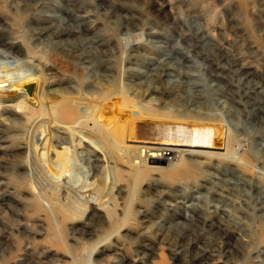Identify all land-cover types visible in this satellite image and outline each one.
Returning <instances> with one entry per match:
<instances>
[{
  "label": "rangeland",
  "instance_id": "374dc122",
  "mask_svg": "<svg viewBox=\"0 0 264 264\" xmlns=\"http://www.w3.org/2000/svg\"><path fill=\"white\" fill-rule=\"evenodd\" d=\"M71 14L74 20L70 28L74 30L56 38L52 33L58 28V19ZM125 19L133 22L134 36L138 34L141 38L128 35L126 30L121 29ZM50 25L54 26L52 31L36 33ZM77 28H82V31L78 33ZM196 31H199L198 36H206L210 42L218 45L219 52L225 53L230 60L238 57L245 59L248 62L245 69L241 71L240 65L233 67L225 61H219V64L213 62L207 57L214 56L213 46L204 41L195 44L193 35ZM0 41L19 49L20 59L28 54L44 63L47 67L45 78L52 91L68 89L70 94L76 95L81 83L83 93L95 96L96 91L112 90L113 83H119L129 88L132 99L140 101L147 108L158 111L202 108L205 114L214 116L215 124L222 123L223 127H208L220 138L219 142L223 143L229 132L237 142L245 143L246 153L252 154L259 164H243L239 154L233 153V146L227 154L233 158L232 161L225 155L192 157L194 161L190 165L150 173L133 185L127 181L129 169L122 166L123 178L117 181L115 172L112 176V182L116 185L112 189L113 197L109 201L104 200L106 203L102 211H97L102 216L104 226L91 239H78L71 233V228L83 227L88 209L82 216L66 222L63 229H56L58 224L55 220L47 221L41 213L32 209L38 194L48 192L46 195L53 199L50 188L57 180L49 177L51 174L46 173L47 170L39 165L38 160H34L36 166H33V161L30 163L29 140L24 132L29 130L28 127H15L10 122L11 118H19L23 114V110L14 105L23 96L21 87L11 89L2 84L0 192L9 196L5 205H0V264H27L28 261L24 260L27 257L31 264H130L136 256L135 248H139L141 243L153 247L154 252H150V256L139 264L204 263L201 260L191 261L198 249L188 245V237L178 234L183 226L180 223H184L183 217L188 218L193 213L211 221L226 220L230 231L228 245L215 238L209 239L212 236L205 232L197 236V246H202L208 240V249H219L220 253L215 252L217 256L212 257L214 264H264V239L258 238V232L264 230V205L258 199H264V189L256 187L261 186L264 178L260 164H264V127L255 124L250 107L238 95H233L234 90L237 94L242 82L253 80L242 75L243 72L264 73V0H0ZM80 41L88 44L82 47ZM128 41L131 43L129 46ZM168 53L175 58L171 61L174 64L167 65L172 68L171 73L180 75L181 80L188 82V85L184 83L177 87L175 94L170 86L177 79L163 75L158 78V71H155ZM18 63L12 58L0 57V76L10 74L8 81L18 80L13 79V76H18ZM238 63L242 64V61ZM207 65L212 67L214 74L225 78L222 83L212 82L209 77L211 70ZM36 75L39 76L38 73ZM223 84L228 85L224 87ZM151 88L164 92V95L151 91ZM221 90L225 94H232L233 99L229 95V99L222 97ZM263 90L259 89L260 93L252 98L263 101ZM117 98H109L106 107L109 108ZM175 99L178 100L177 104L184 105L177 107L169 102ZM28 103L32 104L31 101ZM59 136L65 137L64 134ZM57 141L52 138L53 145L62 151L63 147L57 145ZM182 146H189V143ZM212 148L217 149L186 147L223 152V146ZM92 149H82V158L85 153L91 154ZM94 155H91V159L95 158ZM98 157L105 163L106 157L102 153H98ZM57 160L56 156L54 164L58 165L60 173L61 163ZM19 162L22 168L15 169ZM81 168L85 173L84 166ZM100 169L103 175L97 179L102 181L92 183L100 191L97 192V199L112 188L111 183L103 182L106 178L111 179L108 169ZM24 172L28 173L27 179L22 177ZM237 176L242 184L232 183ZM62 179L65 180V176L62 175ZM87 181H92L89 174H86L85 183L78 181V184L89 187ZM117 187L125 192L120 198L115 196ZM127 192L130 194L125 196ZM218 193L223 195V201L211 202L209 197L215 198ZM43 204L50 209L48 201L43 200ZM97 204L96 201L92 202L96 210ZM114 224L123 227L114 237L118 243L114 245L113 238L98 243ZM123 234L126 237H122ZM121 257L124 259L118 263Z\"/></svg>",
  "mask_w": 264,
  "mask_h": 264
},
{
  "label": "bare ground",
  "instance_id": "6f19581e",
  "mask_svg": "<svg viewBox=\"0 0 264 264\" xmlns=\"http://www.w3.org/2000/svg\"><path fill=\"white\" fill-rule=\"evenodd\" d=\"M77 11L79 12V10ZM73 17L74 16L71 14L59 18L57 21L58 28L54 30L52 34L57 38L62 34H69L72 32L74 29H71L70 27L71 22L74 20ZM175 22L176 21H174V23ZM131 23L133 24V22L129 19H125L123 24H121V29L126 30L128 35H132L135 38H138L139 36L141 38L138 34H135L134 36L135 29L134 27L132 28ZM52 27L54 26L50 25L46 28L38 30L36 33L44 34V32H50L52 31ZM77 29L78 33L82 31V28ZM198 35L199 31H196L193 35L195 44H198L199 42L202 43L204 41L208 45L210 43V45L213 46L215 50L214 56L210 57L207 55V57L213 62L219 64V61H225L233 67L240 65L241 71L245 69L248 64L245 59L238 57L230 60L225 53L219 52L218 45L210 42L206 36L204 37ZM87 44V42H81L80 46L84 47ZM130 44V41H128L127 46ZM0 47H2L0 49V57L12 58L19 62L18 64L20 65L19 71L17 70L18 76H13V79L19 78L18 80H15L14 82L8 81V79H10V74L0 76V85H6L11 89L21 87V90L23 91L21 100L14 104L15 107L23 110V114L19 115V118H11L10 122L12 123V126L14 125L15 127H28L29 130L22 131L27 133L25 137L29 140L28 156L30 163L32 164L33 161V166H36L34 160H38L39 165L47 170L46 173L49 172L51 174L49 177H53L54 180H57L56 183L51 184L50 188V193L53 194V199H49V196L46 195L48 192H43L45 194H38L35 197L36 201L33 202L34 208L32 206V209L33 211L41 213L47 221L55 220L58 224L56 229H63L66 222H71L74 218L82 216L81 214L88 209L89 213L86 215L83 227L71 228V233L75 235L74 237L77 236L78 239L88 240L95 236V233L99 229L101 230L104 226V222L101 220L102 216L98 215L97 211L98 209L99 211H102L101 209L104 207L107 199L109 201L110 198L113 197L112 189L115 188L116 185L112 182V176L115 175L116 180L118 181L123 174V170L121 169L122 166L129 169L127 172V181L129 185H133L144 180L150 173H157L159 171L173 169L178 166L184 167L190 165L194 161L192 157H219L225 155L227 159L232 161L233 158L228 157L227 154L233 146V153L239 154V158L243 164L253 166L259 165L252 154L246 153L247 150H245V143L241 144L237 142V140H235L233 135H230L229 132H227V136L224 137L223 143L219 142L220 138H218L214 131L208 127H223L221 125L222 123L215 124L214 116L211 114H205V112L202 111V108H200V110H189V108H187L182 111H158L156 109L147 108L144 107L143 104H140V101L132 99L129 88H125L123 85H119V83H113L112 90H108L106 92H101L100 90L96 91L95 96H88L83 93L81 83H79L80 89L77 91L76 95L70 94L68 89L52 91L45 78L47 67L44 63L40 62L36 56L27 54L25 58L20 59V50L14 48L10 45V43L5 41H0ZM173 59L175 58H172V55L170 56V53H168L164 62L158 66L155 71H158V74H156L159 76L158 78L163 75L177 79V81H173L170 86L171 92L173 91L172 93L175 94L174 90H176L177 87L184 83L188 85V82L181 80L180 75H173L171 73L170 69L172 68H169L167 65L174 64L171 62ZM124 60H127V57H124ZM239 60L242 61V64L238 63ZM207 67L211 70L209 77L212 82L217 84L222 83V79L225 78L218 74H214V70L209 65H207ZM175 68L177 69V66ZM235 71H237V73L239 72L238 70ZM1 73L3 74V72ZM37 73L39 76L36 75ZM243 73L244 74L242 75L246 78L250 77L253 80L248 83L242 82V84L239 85L237 94L234 90L233 95H238L237 97L242 100L246 106L250 107L251 110L249 112L252 120L255 121V124L259 127H264V100L260 101L252 98L254 94L260 93L259 89H264V73L257 71H247ZM13 74L14 73H12V75ZM180 74L184 75L183 72ZM21 82L23 84H17ZM10 84L12 85L10 86ZM223 85L225 87L228 84ZM151 91L164 95V92L159 91L156 88H151ZM220 95H222L225 99H229V95L230 98L233 99L232 94H225L224 90L220 93ZM113 96H117L118 100H115L116 102L113 100L110 107L107 108L106 105L108 99ZM251 100H253V102ZM30 101L32 103L31 105L28 103ZM177 101L178 100L175 99L169 102L172 104L175 103L176 106L184 105V103L177 104ZM0 132H2V129H0ZM59 134H64L65 137H60ZM1 138L2 135H0V142L3 141ZM52 138L58 139L57 145H61L63 147L62 151H59L60 149L58 150L56 145H53ZM187 143H189V146H182V144L187 145ZM44 145H46L45 151L42 150ZM212 146H223V148H221L223 152L217 153L213 151L186 149V147L217 149L212 148ZM87 147L93 148L91 152L95 154V158L91 159V155H93L92 153H85V159L82 158V149ZM98 153H102L103 156L106 157V161H104L105 163H103L102 158L98 157ZM56 156L58 157L57 161L61 163L60 173L58 172V165L54 164ZM110 163L113 164V166H109ZM80 164L84 166L86 171L85 173L82 171V166ZM260 164H262L261 167L264 171V164ZM116 165H119L120 167H117ZM102 167H106L111 176V179L106 178L103 182L108 181L109 184L111 183L112 188H110L109 192L105 191L104 196L97 199L99 196V194H97L99 189H97V187H93L92 183L97 182V178L103 175L101 174L103 171L100 169ZM18 168H22L20 162L15 165V169ZM34 172L35 169L32 174H34ZM86 174H89L92 181H87L88 186L90 185L89 187H81L78 183L80 181L85 183ZM22 175L24 179L28 178V173L24 172ZM62 175L65 176V180L62 179ZM236 178H238V176ZM236 178L233 180V184L243 183L239 178ZM100 180L102 181V179H99L98 182H101ZM261 183V186L256 187L264 189V178L261 180ZM31 184L34 186L33 181H31ZM54 185L57 187L54 188ZM215 185H219V183H215ZM39 190L45 191L44 189ZM122 192L125 193L122 188L117 187L115 190L116 198L122 197ZM226 192H228V190ZM128 194L130 193L127 192L125 196H128ZM227 194H229V192ZM8 196V193L0 192V205H5ZM222 197L223 195L218 193L215 198H209H211V202L215 203L222 202ZM193 198H198V196H193ZM56 199H59L58 202ZM258 199L264 205V199L262 197H259ZM43 200L50 203L49 210L44 207ZM93 201L98 203L97 210L96 207L92 205ZM88 202L89 205H87ZM5 207L9 208L8 205ZM217 207L218 206L216 205L215 208ZM192 210L194 211L193 208ZM183 218L184 223H180L183 226L180 227V230L178 229V234H180L181 237H188V245H190V247L196 246L198 249V251L192 255L191 261L194 262L201 260L204 261V263L199 264H214L215 260L212 257L217 256L215 255V252H217V254L220 253L219 249L213 247L212 249H208L209 247H207L206 244L208 240L202 246H197V236L200 232H205L212 236L209 239L213 240L215 238L216 240H219L220 243L228 245L227 240H229L230 231L228 229V225L225 224L226 220L224 222L211 221L198 213H193V215L188 218ZM221 219H224V217H221ZM109 221L112 222V220ZM121 227V224H114L113 226H110L109 231H107L108 233L103 235V238L99 239L98 243H101L103 240H109L110 238L115 239L114 237ZM125 234L121 236L126 237ZM258 235V238L262 237L264 239V230H260ZM129 239L132 238L129 237ZM116 243H118V241L115 239L114 245H116ZM92 244L94 245V243ZM135 249L136 256L130 264H139L140 261L150 256V252L151 254L154 252L153 247L151 248L145 243H141L140 247ZM119 250L120 249L117 248V251ZM227 252H229V249ZM123 259L124 257H121L118 260V263ZM24 260L28 261L27 264H31L28 257Z\"/></svg>",
  "mask_w": 264,
  "mask_h": 264
}]
</instances>
